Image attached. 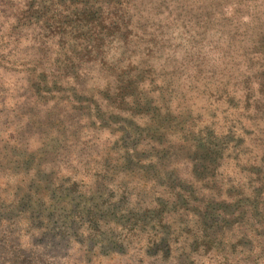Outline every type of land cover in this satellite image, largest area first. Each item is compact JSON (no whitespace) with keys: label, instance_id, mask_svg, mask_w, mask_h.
Instances as JSON below:
<instances>
[{"label":"trees","instance_id":"16d2710c","mask_svg":"<svg viewBox=\"0 0 264 264\" xmlns=\"http://www.w3.org/2000/svg\"><path fill=\"white\" fill-rule=\"evenodd\" d=\"M128 14L127 0H25L0 26V81L22 75L27 101L4 111L0 83L14 126L0 130V264H172L231 225L264 235V173L245 194L239 144L148 97Z\"/></svg>","mask_w":264,"mask_h":264},{"label":"rangeland","instance_id":"374dc122","mask_svg":"<svg viewBox=\"0 0 264 264\" xmlns=\"http://www.w3.org/2000/svg\"><path fill=\"white\" fill-rule=\"evenodd\" d=\"M24 1L0 0L6 11L0 15L1 28ZM127 1L132 34L126 57L148 66L147 77L157 87L144 79L141 85L153 90L148 97L169 102L170 110L190 124L193 119L199 122L198 130H209L204 139L219 136L230 147L239 144L238 176L246 177L244 193L249 194L254 171L264 173V0ZM0 83L8 101L4 111L23 108L27 101L16 94L24 84L22 75L4 74ZM13 127L6 128L5 119H0V130ZM23 135V143L38 148L30 133ZM97 137L99 149L112 141L107 131ZM251 231L249 225H231L216 236L212 248L194 255L187 251L172 264H264V235L257 238ZM104 264L117 261L107 259Z\"/></svg>","mask_w":264,"mask_h":264}]
</instances>
